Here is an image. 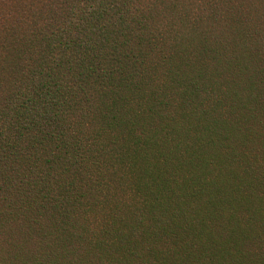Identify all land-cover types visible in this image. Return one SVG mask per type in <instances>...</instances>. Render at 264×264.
Returning <instances> with one entry per match:
<instances>
[{
    "label": "trees",
    "instance_id": "16d2710c",
    "mask_svg": "<svg viewBox=\"0 0 264 264\" xmlns=\"http://www.w3.org/2000/svg\"><path fill=\"white\" fill-rule=\"evenodd\" d=\"M222 1H4L0 264H65L67 242L93 253L118 221L140 224V240L181 196L176 185L220 203L209 175L220 155L253 170L243 142L204 125L240 127L244 114L259 124L250 139L264 130V62H249L251 34L234 24L246 14ZM197 163L209 170L201 180L188 170ZM99 209V229H83ZM247 242L264 264V238Z\"/></svg>",
    "mask_w": 264,
    "mask_h": 264
},
{
    "label": "rangeland",
    "instance_id": "374dc122",
    "mask_svg": "<svg viewBox=\"0 0 264 264\" xmlns=\"http://www.w3.org/2000/svg\"><path fill=\"white\" fill-rule=\"evenodd\" d=\"M4 1L7 0H0V25L4 24V16L10 11L9 7L4 5ZM194 2L199 5L197 1ZM220 3V9L224 11H228L229 7L233 13L238 11L236 19L241 17L239 10L246 14L240 18L242 23L235 20L234 24L239 29L245 28V32L251 34L250 38H246L247 41H251V46L247 48L251 49L254 59L250 58L249 62L262 64L264 0H224ZM37 4L39 5V2ZM231 20H234L233 16L230 17ZM252 48L260 52L259 59L255 58ZM242 81H245V78H242ZM247 87L242 84L246 91L256 92L255 89ZM238 118L242 125L240 127L229 124L225 118L218 121L212 119L217 121V124L206 122L204 125H208L205 126L207 128L217 127L215 130L221 129L230 140L245 144L246 151L250 154L246 156V165L253 168L250 173L238 168L241 166L239 161L224 159L223 155L215 159V164L211 168L213 172L210 174L204 167L195 168L198 163L188 167L190 171L195 168L192 170L195 173L193 178L201 180L208 174L213 177L218 185L215 191L221 199L220 203L208 202L203 197L201 201H192L184 185H176L174 188L179 190L181 196L178 200L174 198V205H169V210L157 228L153 227L152 222L146 221L144 226L148 234L144 233L139 240L134 237L137 231H134L133 225L140 224L134 221L133 224L131 221L128 223L118 221L115 227L119 231L114 235V240L103 245L101 243L103 240L98 237L99 248L89 254L84 253L78 241L75 242L73 238L72 242H67L68 256L65 264H261V261L258 262L256 259L259 254L255 253L260 251L255 250L247 241L250 236L255 235L264 238V130L260 135L252 136L250 139V131L259 126L258 122L250 120L244 114H239ZM262 127L264 128V124ZM187 139V136L184 137V141ZM225 162L228 166H225ZM191 202L195 204L191 205ZM115 205L120 209L119 201L115 199L110 201L111 207ZM110 206L107 207L111 209ZM189 207L195 211L194 216L187 213ZM120 211L124 212L125 209ZM103 215L100 209L95 211L94 215H89L84 220L83 229L88 232L91 229L97 231L102 225L100 220ZM126 217L128 219L129 215L122 218ZM152 227L154 231L151 230ZM82 236L86 237L83 233ZM134 239L142 241L138 242L136 248L130 247L131 243L136 242ZM261 257L263 258L260 259H264L262 254Z\"/></svg>",
    "mask_w": 264,
    "mask_h": 264
}]
</instances>
